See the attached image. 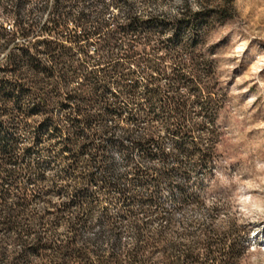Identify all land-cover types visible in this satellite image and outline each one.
<instances>
[{"label": "trees", "instance_id": "16d2710c", "mask_svg": "<svg viewBox=\"0 0 264 264\" xmlns=\"http://www.w3.org/2000/svg\"><path fill=\"white\" fill-rule=\"evenodd\" d=\"M179 1L176 14L169 16L144 15L139 9V3L149 8L157 0L88 5L86 0H0V264H34L33 258L37 264H85L89 255L97 264H241L250 242L244 227L232 221L220 235L202 230L194 246L181 251L177 215L190 205H155L160 184L189 193L199 184L193 182L194 171L212 169L217 133L213 125L206 129L196 121L207 115L213 124L219 108L214 55L206 46L212 29L235 14L232 1ZM165 26L173 30V39L159 29ZM194 100L204 102L196 116ZM39 120L53 128L51 138L55 132L64 135L66 155L89 157L71 187L75 195L88 180H97L99 191H117L114 203L136 202L139 211L119 217L104 212L97 227L88 223L93 205L52 211V203L44 200L47 207L37 213L29 205L27 186L43 188L45 177L25 160L31 145L19 144L14 136L26 134ZM204 131L208 144L201 138L196 144L201 158L195 160V153L184 158L181 142ZM167 141L172 143L168 150ZM114 151L122 162L113 160ZM148 180L158 188L151 190ZM134 182L141 190L136 195L130 188ZM158 208L163 213L154 211ZM61 222L69 226L67 236L57 235Z\"/></svg>", "mask_w": 264, "mask_h": 264}, {"label": "rangeland", "instance_id": "374dc122", "mask_svg": "<svg viewBox=\"0 0 264 264\" xmlns=\"http://www.w3.org/2000/svg\"><path fill=\"white\" fill-rule=\"evenodd\" d=\"M222 1L214 0V3L220 4ZM226 1L233 3L234 18L224 25H216L210 33L206 46V53L210 54L212 51L214 55L212 58L215 61L214 83L219 96V108L215 113L213 124L210 123L207 115H199V119H196L200 123L203 121L206 129L212 128L213 125L217 133L218 139L213 145L214 150L210 160L212 169L207 173L194 171L193 182L198 181L199 184L191 185L192 192L189 193L178 192L164 183L160 184L159 188L151 180H148V183L151 190L158 188L160 202L155 205H165V208L172 205H190L177 215L180 224L176 226V230L181 238L176 241L182 245L181 251H185V246H194L202 230L209 228L219 232L220 235L228 230L232 221H235L238 226L246 229L250 241L247 245L248 250L241 256V264H264V235H261L264 232V213L257 210L258 207H264V168L257 166L258 162H264V128L259 127L260 124H264V120L259 119L261 112L264 111V60L259 58V46L264 45V0ZM86 3L93 4L95 0H86ZM32 5L35 7L33 3ZM180 5L179 0L165 2L157 0L149 8L139 3V9L144 15L153 13L173 16ZM0 18L4 17L0 15ZM5 23L7 27L13 26L12 21L5 20ZM70 29L74 30V27L71 26ZM159 29L167 31L166 35L169 39L174 38L171 27L165 26ZM226 41L229 43L225 44ZM21 44L24 45L25 42L21 40ZM253 45H257V48L252 49ZM237 47L241 48L240 52L235 51ZM250 49L257 54L255 68L245 60ZM139 80L143 87L145 82L142 78ZM141 90L142 88L139 89ZM202 98L204 99L205 95ZM203 103L201 100L193 101L192 115H198ZM122 106L126 109L124 105ZM52 129L44 121L39 120L28 129L26 134L16 132L14 136L19 140V144L31 145L32 153L24 158L32 163L37 170L36 174L45 177L43 188L35 187V184L27 186L29 205L37 213H42L47 207L44 200L52 203L54 207L52 211L59 210L64 205H72L74 209L76 205H93L96 208L88 223L97 227V222L104 212L111 217H119L131 209L139 211L140 204L136 202L114 203L117 191H99L102 185L97 180H88L83 185L82 192L75 195L71 187L86 171L89 157L84 153L80 156L66 155L61 145L64 135L55 132L51 138L49 135ZM160 136L169 139L165 131H160ZM199 138L208 144V131L199 134L195 132L188 141L181 142L184 158H188L190 153L196 154L195 160L201 158L198 151L200 147L196 146ZM48 144L51 147L46 146ZM171 147L172 143L167 141L166 150ZM153 152L156 154L157 148ZM111 155L115 162H122L123 157L119 152L114 151ZM154 158L153 163L157 166L158 159L156 156ZM95 166L93 173L97 175V165ZM36 174L33 173L32 177L34 178ZM9 183L7 181L5 187H8ZM130 188L135 195L141 191L135 182ZM191 195L197 199V202L191 199ZM97 199L100 203L98 209ZM192 205L204 206L196 209ZM154 211L157 214L163 213L161 208ZM155 224L157 221L153 222V228L156 227ZM253 231L256 235H252ZM68 234L67 222H61L57 235L61 237ZM127 241L130 244L133 242L130 238ZM253 241L255 243H252ZM196 253L203 255L200 249ZM32 261L34 264L38 263L35 258ZM85 264H97V257L89 255Z\"/></svg>", "mask_w": 264, "mask_h": 264}, {"label": "snow or ice", "instance_id": "6c2138e0", "mask_svg": "<svg viewBox=\"0 0 264 264\" xmlns=\"http://www.w3.org/2000/svg\"><path fill=\"white\" fill-rule=\"evenodd\" d=\"M231 40V37L229 38V41ZM229 41H226L225 44H228ZM257 48V45H253L252 46V49H256ZM250 49L247 56L245 57V60L247 61V63L249 64H252V66L255 68V61L257 59V54L254 53V51ZM236 52H240L241 51V48L240 47H237L235 49ZM259 58L261 60H264V45H260L259 46ZM259 119H262L264 120V111L261 112V115L259 117ZM259 127H262L264 128V124H260ZM257 166L260 167V168H264V162H258L257 163ZM243 191V190H242ZM247 199H250V197H246ZM258 211H260L261 213H264V207H258L257 208ZM252 235H256V232L253 231L252 232ZM261 235H264V232L261 233ZM252 243H255L254 241Z\"/></svg>", "mask_w": 264, "mask_h": 264}]
</instances>
